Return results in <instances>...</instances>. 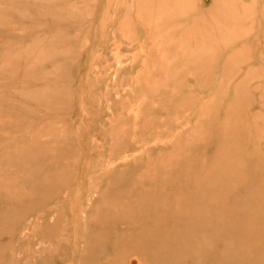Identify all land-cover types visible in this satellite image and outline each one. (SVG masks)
Wrapping results in <instances>:
<instances>
[{"label": "rangeland", "instance_id": "1", "mask_svg": "<svg viewBox=\"0 0 264 264\" xmlns=\"http://www.w3.org/2000/svg\"><path fill=\"white\" fill-rule=\"evenodd\" d=\"M0 264H264V0H0Z\"/></svg>", "mask_w": 264, "mask_h": 264}]
</instances>
